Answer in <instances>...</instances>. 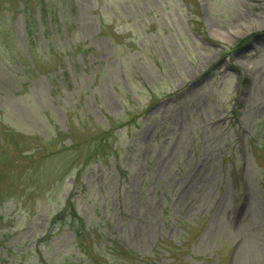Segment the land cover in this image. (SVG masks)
<instances>
[{
    "label": "rangeland",
    "instance_id": "obj_1",
    "mask_svg": "<svg viewBox=\"0 0 264 264\" xmlns=\"http://www.w3.org/2000/svg\"><path fill=\"white\" fill-rule=\"evenodd\" d=\"M24 1L0 0V264L99 238L106 264H264V0H73L57 96Z\"/></svg>",
    "mask_w": 264,
    "mask_h": 264
},
{
    "label": "trees",
    "instance_id": "obj_2",
    "mask_svg": "<svg viewBox=\"0 0 264 264\" xmlns=\"http://www.w3.org/2000/svg\"><path fill=\"white\" fill-rule=\"evenodd\" d=\"M73 7V0H39L34 3V0H25L22 3V14L24 20L25 34L26 38L32 39L34 34L38 32L41 33V37L45 41V45L42 47V57L45 60L47 66L52 67L51 71H48L46 74L48 77L54 78V83L51 87V93L57 96V93H62L63 86L62 83L65 82V75L67 73V65L65 62V58L62 61L61 65L54 66V60L56 56H60L61 52H59L57 48V44L53 42L52 36H54V31L50 30L53 23H57L60 21L59 12L71 13V9ZM65 52H67L65 48ZM32 57L34 60L37 58V49L33 52ZM75 112L78 111V108L74 109ZM80 115H77V123H80ZM111 130L105 129L101 130L100 135L95 138V140H99L100 142H108L109 135ZM78 188L76 179H74V187L70 194L68 195L65 203V207L54 217L52 220V224L58 226V224L65 223V221L69 218L72 222H75L77 217V198ZM80 219V218H79ZM85 229L86 224L83 223V220L80 219L78 225L74 227L76 239L80 238L85 239ZM119 243H112L111 246H108L106 242L101 243V239L97 241V246H90L89 249L86 250L87 257L91 264H106L108 261L103 259L105 257L106 250H113L115 252L117 249H120ZM115 262L118 264H128L124 259H120L117 257L113 258Z\"/></svg>",
    "mask_w": 264,
    "mask_h": 264
}]
</instances>
